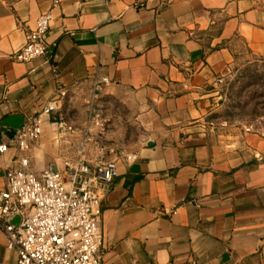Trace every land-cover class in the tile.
<instances>
[{
	"label": "crops",
	"instance_id": "1",
	"mask_svg": "<svg viewBox=\"0 0 264 264\" xmlns=\"http://www.w3.org/2000/svg\"><path fill=\"white\" fill-rule=\"evenodd\" d=\"M47 12V54L14 61ZM241 57L264 58V0H0V122L40 117L33 173L74 159L79 137L55 124L61 101L102 79L147 132L130 164L106 145L118 176L97 186L100 264H264V129L216 135L203 122ZM98 156L89 149L91 169ZM15 261L0 229V264Z\"/></svg>",
	"mask_w": 264,
	"mask_h": 264
},
{
	"label": "built area",
	"instance_id": "2",
	"mask_svg": "<svg viewBox=\"0 0 264 264\" xmlns=\"http://www.w3.org/2000/svg\"><path fill=\"white\" fill-rule=\"evenodd\" d=\"M58 4L59 0H52V9ZM50 21L51 12H47L39 15L32 27L23 29L24 44L13 55L14 61L27 63L47 54ZM108 84L102 79L92 90L98 94ZM54 112L53 105L43 110L47 115ZM55 124L59 135L79 137L74 159L65 160L60 170L48 168L36 174L30 169L28 153L42 134L39 116L25 121L14 142L0 145L2 157L11 153L5 166V188L0 193L5 247L16 252L14 264H100L102 211L97 186L110 185L118 176L116 158L106 160L104 156L114 150L101 142L107 124L98 113L81 128L62 117ZM91 148L99 152L93 169L87 160ZM121 156L127 164L137 159L133 153L121 152ZM14 216L20 219L18 226L10 222Z\"/></svg>",
	"mask_w": 264,
	"mask_h": 264
},
{
	"label": "rangeland",
	"instance_id": "3",
	"mask_svg": "<svg viewBox=\"0 0 264 264\" xmlns=\"http://www.w3.org/2000/svg\"><path fill=\"white\" fill-rule=\"evenodd\" d=\"M214 99L211 112L203 119L214 134L264 129V58L241 57L218 84ZM130 105L120 94H95L91 89L66 94L60 111L76 128L83 127L91 115L100 114L107 124L101 142L113 144L116 152L131 153L148 135Z\"/></svg>",
	"mask_w": 264,
	"mask_h": 264
},
{
	"label": "water",
	"instance_id": "4",
	"mask_svg": "<svg viewBox=\"0 0 264 264\" xmlns=\"http://www.w3.org/2000/svg\"><path fill=\"white\" fill-rule=\"evenodd\" d=\"M24 123L25 119L21 115H10L0 122V132L9 142H14ZM50 169L55 171L53 167ZM19 220L18 216H14L11 218L10 222L15 226H18Z\"/></svg>",
	"mask_w": 264,
	"mask_h": 264
}]
</instances>
